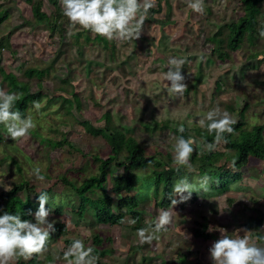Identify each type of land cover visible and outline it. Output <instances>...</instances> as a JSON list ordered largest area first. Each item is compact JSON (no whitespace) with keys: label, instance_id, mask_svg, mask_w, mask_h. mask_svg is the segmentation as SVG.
Masks as SVG:
<instances>
[{"label":"rangeland","instance_id":"obj_1","mask_svg":"<svg viewBox=\"0 0 264 264\" xmlns=\"http://www.w3.org/2000/svg\"><path fill=\"white\" fill-rule=\"evenodd\" d=\"M35 1L0 0V11H7L0 23V89L16 92L4 77L13 75L31 92L39 89L41 97L34 101L43 105L37 112L34 101L28 103L24 117L31 114L36 127L22 140L6 138L1 127L0 193L8 185L22 184L18 195L35 200L27 219L34 223L36 195L50 189L48 219L64 223L66 229L51 233L48 251L37 257L39 262L20 261L65 264L62 258L56 259L69 246L65 241L82 239L86 247L96 248L97 264H212L209 248L221 237V229L232 238L251 236L264 246V239L258 240L256 231L246 227L258 209L264 212V161L254 156L237 170L240 178L225 189L209 186L207 192H193L195 199L185 205L167 207L158 205L159 196L153 195L150 167L134 169L137 179L130 194H138L142 219L137 229L153 221L162 209L173 217L168 230L151 245L138 243L133 228L136 223L129 222L132 219L127 213L117 224L97 223L90 212L78 216L76 194L65 182L78 185L97 175L100 159L112 154L110 144L96 133L107 125L105 113L124 139L135 138L146 155L170 159L171 166L177 128L182 124L189 137L201 141L196 121L212 107L227 111L245 129L255 124L264 128V39L258 35L264 24V0L256 18L255 37H245L235 48L224 41L219 46L224 57L210 38L218 31V37L225 38L227 25L247 15L243 0H204L203 14L191 11L185 0H156L139 39L125 43L104 42L78 30L79 26L70 28L61 10L52 20L57 28L37 23L31 11ZM42 3L47 12L52 9L47 0ZM69 31L75 35L68 36ZM169 57L188 59L181 68L187 85L182 97L169 98L164 90L169 83L163 80ZM29 69L41 71V77L28 75ZM206 153L213 165L230 166L231 151L225 145ZM202 156L199 148L194 150L191 163L195 171L185 169L183 175L190 174L189 182L207 176L199 167ZM35 166L41 168L43 182L31 175ZM121 174L122 167L110 165L105 183L108 192L113 179ZM204 220L208 236L197 237L193 228ZM259 231L264 238V220ZM94 236L101 244L93 242Z\"/></svg>","mask_w":264,"mask_h":264},{"label":"clouds","instance_id":"obj_2","mask_svg":"<svg viewBox=\"0 0 264 264\" xmlns=\"http://www.w3.org/2000/svg\"><path fill=\"white\" fill-rule=\"evenodd\" d=\"M59 2L62 14L68 19L70 28L79 26L78 30L88 31L93 35L119 43L139 39L144 23L149 18L150 10L156 7V0H59ZM185 3L191 11L203 14L204 0H185ZM67 35L71 37L75 35V32L69 31ZM258 35L264 39V24L258 28ZM186 63H188L187 57H169L167 61V71L163 74V80L169 82L164 89L169 98L182 97L187 90V85L184 83L185 76L181 74V68ZM20 99L21 94L0 89V125L4 126L5 137H10L13 141L27 137L36 127L31 114L22 117L19 110H14L16 102ZM33 107L39 112L43 105L34 101ZM184 115L187 116V113ZM196 123L214 139L209 143L203 139L198 142L193 137L186 139L183 135L175 136L171 152L172 166L177 173L181 168L189 173L195 171L191 157L197 148L203 155L205 152L211 153L219 146L227 144L229 141L226 134L234 133L233 126L237 120L227 111L216 106L199 114ZM177 132L181 134L185 132L182 124L177 128ZM234 165L233 160L231 165L233 170H235ZM41 173L39 166H35L31 171V175L36 180L43 182L45 176ZM4 188L6 191H11L10 185ZM201 191H209V177L204 176L197 182H189L188 177L185 176L174 182L168 198L174 206L188 201L193 192ZM37 199L38 209L34 213V223L21 219L18 214L4 212L0 215V264H18L21 259L26 261L48 251L50 233L56 230L55 221L48 219L52 209L46 207V204L50 197L47 192L41 191ZM172 219V213L162 209L153 221L137 229L138 243L141 246L151 245L153 241L159 239V234L168 230ZM129 222L136 223L135 220ZM219 231L221 237L209 248L212 264H264V246L257 244L251 236L232 238L227 235L225 229ZM93 251L92 247L85 246L82 239H73L66 250H63L62 257L57 256L56 259L62 258L65 264H97L99 258L93 255Z\"/></svg>","mask_w":264,"mask_h":264},{"label":"trees","instance_id":"obj_3","mask_svg":"<svg viewBox=\"0 0 264 264\" xmlns=\"http://www.w3.org/2000/svg\"><path fill=\"white\" fill-rule=\"evenodd\" d=\"M52 5V9L49 12L44 10L42 0H37L31 5V11L33 17L37 23H50L57 28V24L52 20L56 17L57 13L61 10L58 0H47ZM263 0H243L242 5L247 15L240 17L237 21L231 22L227 25L228 32L223 37H218L221 32H217L210 39L216 45L220 57H224V53L219 49V46L224 41L230 46L235 48L244 38L247 37L252 39L256 33V18L260 14V3ZM151 12V11H150ZM7 17V11H0V23ZM152 17V13H149V20ZM88 37V35H86ZM96 39L106 42L104 37L96 35ZM28 75H38L41 77V71L27 70ZM6 80L10 82V89L21 94V99L15 104L14 110H19L22 117L25 115V110L28 107V103L34 100L40 99L41 91L38 89L31 92L26 85L19 83L15 76L6 74L4 76ZM104 119L107 122L102 128H99L96 133L101 134L111 146L112 154L106 158L100 159L98 165V174L90 176L84 179L80 184L75 185L69 181H65L71 187L77 197V212L78 216H83L86 212H90L92 217L97 223L102 224H117L119 223L124 214L130 215L132 220L136 221V225L133 227L137 229L141 223V212L139 209L138 194H130L135 189V182L137 174L134 171L136 168L150 167L151 169V183L152 191L155 197L159 196L158 205L167 207L171 205V201L168 198V194L172 191V186L175 179H180L185 173V169L181 168L179 173L173 166L170 165L171 160L165 159L164 157L156 158L155 155H146L143 147L133 137L124 139V134L115 127L108 113L104 114ZM1 127L0 125V141H1ZM234 133L227 135L228 143L224 144L230 151L231 154L228 157L229 167L215 166L211 162L210 154H203L202 164L199 166L202 170L203 175L209 177V186L216 190L225 189V187L236 179L240 178L238 169L242 168L249 160L250 156L264 161V136H263V125L255 124L251 129H245L240 122H237L234 126ZM198 135L206 142H212L214 137L209 135L205 130L196 128ZM178 133V132H177ZM183 135L184 138H188L187 131L184 133H178ZM235 161L233 170L232 161ZM115 164L122 167L124 174H121L113 179V184L108 192L105 183L107 182L108 171L110 165ZM187 173V172H186ZM188 179L190 174H185ZM65 180V179H64ZM22 188V184L13 186L11 191H2L0 193L1 206L0 215L4 212L10 214H18L21 219H29L35 207V200L32 201L30 198L23 200L19 195L18 191ZM99 190V192H96ZM50 192V189L41 190ZM40 191V192H41ZM36 195L38 196L39 193ZM124 192V194H122ZM97 194L93 196L94 194ZM196 194H192L189 200L195 199ZM186 202H182L181 205H185ZM203 219H206L203 217ZM264 220V212L261 210L256 211V215L250 219L246 224L247 228L256 231L258 240H263L261 232L259 231L260 226ZM55 232L60 234L64 232L66 226L64 223L54 224ZM207 222H196V226L193 228V234L197 237H207L206 233ZM51 236V233H50ZM70 245L71 239L65 241ZM94 243L97 245L101 244L102 240L98 236H94ZM93 248V252H96V248ZM38 256H33L28 260L27 263L39 262ZM18 264H26L23 261Z\"/></svg>","mask_w":264,"mask_h":264}]
</instances>
